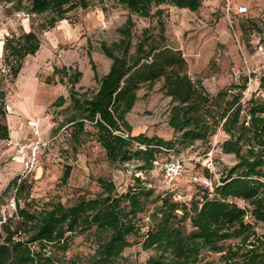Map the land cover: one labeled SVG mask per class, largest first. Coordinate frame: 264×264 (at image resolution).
Here are the masks:
<instances>
[{
	"label": "trees",
	"instance_id": "16d2710c",
	"mask_svg": "<svg viewBox=\"0 0 264 264\" xmlns=\"http://www.w3.org/2000/svg\"><path fill=\"white\" fill-rule=\"evenodd\" d=\"M28 2L31 14H50L52 25L74 9L85 7L84 0ZM117 2L144 17L149 16L152 5L161 3L190 11L201 6V0ZM131 30L129 21L118 29V40L101 44V52L111 63L102 76L92 67L98 83L93 93L80 95L75 91L80 71L66 74L69 100L76 111L72 121L80 130L86 124L96 130L110 162L133 163L139 172L152 170L160 154L175 148L183 150L197 142L209 144L218 129L224 133L221 152L233 155L235 163L225 167L212 191L194 184L196 192L188 202L174 201L173 192L155 197L154 190L142 185L137 177L123 194L116 193L109 183L101 194L82 198L71 207L54 204L38 212L21 209L18 215L23 237L11 229L10 219L1 225L0 264H61L54 251L66 248L73 236L93 229L102 235V241L91 264H116L132 244L129 237L139 233L136 218L147 202L153 204L152 225L142 236L141 247L154 256L146 264H264V230L257 229L259 224L264 225V183L260 180L264 178V74L258 79V97L243 99L247 79L236 92L229 88L211 95L188 74L182 52L168 46L162 33L157 39L144 37L133 45ZM39 45L33 32L5 40L14 78L23 59L36 53ZM157 82L170 98L167 124L173 138L169 140L143 133L133 135L126 119L139 90ZM64 102L60 95L52 105ZM5 118V94L0 91V140L9 139ZM203 174L210 176L207 170ZM11 184L13 181L8 187ZM238 200L247 206L239 205ZM208 253L218 254L219 262L208 260Z\"/></svg>",
	"mask_w": 264,
	"mask_h": 264
},
{
	"label": "rangeland",
	"instance_id": "374dc122",
	"mask_svg": "<svg viewBox=\"0 0 264 264\" xmlns=\"http://www.w3.org/2000/svg\"><path fill=\"white\" fill-rule=\"evenodd\" d=\"M84 4L85 7L74 9L52 25L50 14L34 15L29 12L28 0H22L20 4L0 0V91L5 98L9 94L15 96L21 83L31 82L33 75L44 90L37 92L38 101L43 103V113L35 117L40 118V134L46 147L41 151L36 171L30 178L18 183V170L7 168L10 156L0 161V219H10L11 229L18 233H22L20 220H17L21 209L38 212L54 204L71 207L82 198L101 194L103 187L109 183L114 185L116 193L123 194L138 177L142 185L154 190L155 197L168 196L174 191V201L181 203L182 197L193 196L196 192L190 180L192 160L187 162L183 177L168 187L158 168L143 173L137 171L133 163L110 162L97 139L96 130L89 124L80 130L72 121L76 111L69 100L70 85L66 74L80 71L82 75L75 91L80 95L93 93L98 83L93 79L92 67L102 76L111 63L100 46L118 40V29L127 22L132 25L133 45L144 37L157 39L162 33L168 46L182 52L188 63V74L211 95L229 88H234L233 92H236L247 79L243 99L260 96L257 87L259 77L264 74V0H201V6L196 11L161 3L152 5L147 17L132 12L117 0H84ZM238 6L247 7V13L236 14ZM28 32L37 36L39 49L23 59L21 69L14 78L9 70L11 59L6 57L4 42ZM161 85L157 82L139 90L137 101L126 116L133 135L143 133L166 140L173 138L167 124L170 98L164 95ZM60 95L65 102L52 105ZM62 127L67 128L69 136L58 135ZM223 138L213 136L207 145L197 142L183 150L175 148L171 153L160 154L159 158L171 154L187 160L202 155L219 140L214 147L213 160L217 172H222L235 163L233 155L221 152L219 144ZM5 146L0 144L1 149ZM196 170L203 172L198 164ZM65 171H68L67 175H64ZM11 180L13 184L5 190ZM238 204L247 206L240 200ZM152 209L153 204L147 202L144 210L137 215L139 233L129 237L132 244L125 248L116 264H146L154 256L152 251L141 247L142 236L152 225ZM257 229L264 230V225L259 224ZM101 241L102 235L93 229L73 236L66 248L55 250L54 255L61 264H91ZM207 259L219 262V255L208 253Z\"/></svg>",
	"mask_w": 264,
	"mask_h": 264
},
{
	"label": "built area",
	"instance_id": "2783aa9c",
	"mask_svg": "<svg viewBox=\"0 0 264 264\" xmlns=\"http://www.w3.org/2000/svg\"><path fill=\"white\" fill-rule=\"evenodd\" d=\"M246 13H247V7L245 6L237 7L236 14L244 15ZM259 48L261 49L262 47ZM27 126L30 130L29 139L25 141H17L13 143L15 147V154L13 156V159L21 166L18 174V183L32 176V174L36 170L41 151L43 148L46 147V142H44L40 134V119L36 117L28 119ZM59 134L63 136H69L66 127H62L59 130L58 135ZM219 136H224V133L220 129L217 130V133L214 135V137L218 139ZM3 143L5 145L11 144L10 141L0 140V144ZM218 143L219 140L215 141L213 146L210 149H208L206 152H204L202 155H195L194 157L188 158L187 160L182 157L168 154V156L165 158H158L154 162V167L160 169V171L162 172L164 183L168 187H172V185L178 179L183 177V175L187 171V162L189 160H192L193 165L190 168L191 183L200 185L212 191L213 188L220 183V179L222 176V172L219 171L217 172L213 160V156L215 152L214 147L217 146ZM171 152L172 151H170L169 153ZM196 164L200 165L203 171L202 173H199L198 170H196ZM205 170L209 172L210 176H206L203 174ZM260 180L262 183H264V178H261ZM178 198H180L179 195ZM182 198L183 201L188 202L191 200L192 196L190 195ZM11 205L14 207V200H12ZM248 218L249 215L247 214L246 219ZM17 220H19V218H17ZM7 221L8 219H6L5 217H2L0 219V229L2 223H6Z\"/></svg>",
	"mask_w": 264,
	"mask_h": 264
},
{
	"label": "crops",
	"instance_id": "0c3cea01",
	"mask_svg": "<svg viewBox=\"0 0 264 264\" xmlns=\"http://www.w3.org/2000/svg\"><path fill=\"white\" fill-rule=\"evenodd\" d=\"M30 81L31 82L29 83H21V85L19 86V92H17L15 96L9 94V96L5 98V101L7 103V105L5 106V122L9 129V139L7 141H10L11 144L6 145L2 149L0 148V161H4L6 159V156L9 155L11 161L8 164L7 168L10 170H18L17 176L19 174L21 166L13 159V156L15 154V147L13 143L29 139L30 130L27 126V120L43 113V103H40L38 101L39 96H37L38 91H44L43 86L40 84L41 82L37 78H35L34 75ZM26 84H29L27 85L28 87H26ZM24 119H26L25 123L23 122ZM7 187L5 188V190L8 189ZM1 190L2 189L0 188V192H2Z\"/></svg>",
	"mask_w": 264,
	"mask_h": 264
}]
</instances>
